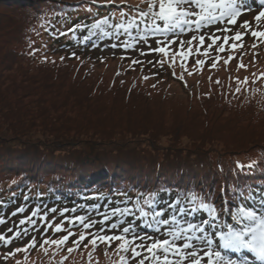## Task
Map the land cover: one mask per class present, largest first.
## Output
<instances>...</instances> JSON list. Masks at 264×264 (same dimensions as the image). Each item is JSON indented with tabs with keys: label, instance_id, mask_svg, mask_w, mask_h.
Instances as JSON below:
<instances>
[{
	"label": "trees",
	"instance_id": "16d2710c",
	"mask_svg": "<svg viewBox=\"0 0 264 264\" xmlns=\"http://www.w3.org/2000/svg\"><path fill=\"white\" fill-rule=\"evenodd\" d=\"M85 4L0 0V218L7 221L0 231L7 234L15 220L38 205L42 211L56 208L52 215L73 208L94 214L98 203L103 212L148 195L157 196L156 207L162 209L186 190L210 193L219 203L234 189H264V82L252 83L257 79L247 74L249 84L233 95L236 79L228 75L227 82L222 78L210 92L193 96L200 106L183 104L164 113L153 111L157 108L142 91L122 83L105 87L89 63L37 58L43 47L68 57L91 50V43L80 40L93 37L87 31L76 38L53 36L57 29L111 13L105 6L87 5L91 15L73 18ZM207 63L208 71L218 69H211V59ZM163 137L169 138L167 146L160 145ZM253 161L252 171L236 168ZM19 207L25 211L12 216ZM224 219L230 222L229 216Z\"/></svg>",
	"mask_w": 264,
	"mask_h": 264
},
{
	"label": "snow or ice",
	"instance_id": "6c2138e0",
	"mask_svg": "<svg viewBox=\"0 0 264 264\" xmlns=\"http://www.w3.org/2000/svg\"><path fill=\"white\" fill-rule=\"evenodd\" d=\"M87 5H116V0H86L82 7L91 15L93 8ZM120 5L128 10L120 8L118 12L103 18L94 17L90 24L78 23L75 27H68L66 31L57 29L53 36L76 38L77 32L87 31L92 36L111 37L117 41L111 45L113 48L137 51L139 56L158 55L159 59L148 61L154 67L158 65L164 68L167 64L174 69L179 62L181 74L177 77L173 70L172 75L185 88L188 84L184 73L188 76L194 74L187 66L190 58L197 57L194 64L196 70H202L209 59L212 61L211 69H216L221 60L227 66L238 59L235 53L239 51V71L247 68L243 63V56L247 53L242 51L245 36L253 38L252 49L258 46L257 41L264 42V30H259L264 26V0H137L134 5L128 4L127 0H120ZM252 12H256L252 20L241 21L242 17ZM188 33H193L189 39L181 38ZM150 38L155 42V47L151 46ZM213 51L215 56L212 55ZM226 51L229 54L224 58L221 54ZM30 54L35 55V52ZM256 55L253 52V64L256 63ZM73 56L75 57L74 53ZM121 59H130L133 67L144 63L131 57ZM261 78H264V74ZM143 79L148 80L149 77L143 76ZM216 83L219 84L220 81L217 80ZM235 83L233 95H238L242 91L241 85L249 84V80L248 77L243 80L237 78ZM255 167V161L247 165H236L241 172L245 168L252 171ZM158 202L157 196L148 195L137 197L134 202L129 200L131 207L115 206L99 212L93 206L94 211L99 213V219H89V213L84 209V215L65 217L59 224L48 220L49 213H56V208L42 211V207L38 205L28 216L20 219L18 224L7 229L10 235L0 233V244L10 248L14 241L44 227L39 244L33 234L27 244L5 251L2 258L7 261L23 253L27 260L28 253L37 246L44 249L45 254L47 246L63 250L70 238L75 236L72 247H68L66 251L71 254L73 251H82L81 245L84 249L91 247L93 251L88 253L89 264L100 245L110 249L116 242H119L114 249L118 264H131V261H136V264H264V189H234L230 199L225 200L222 196L219 203L212 201L210 193L198 194L186 190L182 197L177 194L170 198L162 209L156 207ZM24 211V207H19L11 215L16 216ZM68 211L76 213L78 209H65L60 215L65 216ZM197 213L206 218L199 222L187 219ZM224 216H229L230 222L225 221ZM125 217H132V220L124 219ZM37 221L41 223L38 225ZM134 221H142L139 227L151 231H137L138 225ZM6 222L4 218H0V225ZM65 223L68 224L67 229L64 227ZM97 224L100 225L98 229ZM77 227L81 229L79 234L72 231ZM49 228L53 233L67 234L57 239L46 238ZM104 254L108 255L107 250ZM15 264H22V261L16 260ZM59 264H64V260Z\"/></svg>",
	"mask_w": 264,
	"mask_h": 264
},
{
	"label": "rangeland",
	"instance_id": "374dc122",
	"mask_svg": "<svg viewBox=\"0 0 264 264\" xmlns=\"http://www.w3.org/2000/svg\"><path fill=\"white\" fill-rule=\"evenodd\" d=\"M116 2H120V0H116ZM255 14L256 12L248 13L246 16L241 18V21L244 19L252 20ZM86 15L89 14L86 12L85 7H83L79 10H74L72 17L75 18L77 16H86ZM100 15L103 16V14ZM253 27H255V25H253ZM234 30H241V29H234ZM259 30H264V26H261ZM192 34L193 33H188L187 36L184 37L183 39H189ZM105 38L106 37H102V36H95L94 39L90 38L89 40H87V42H91V44L93 43L94 48H92L88 52L86 51L80 54H75V57L73 55H72L73 57H68V52L46 50L45 47H43L40 50V54L36 55V57L40 58L41 60H45V58L46 60L47 59L60 60L61 57H63L64 59L67 60L71 59L74 64H79V63L81 64V62L89 63L90 64L89 69L91 70L92 75H94L95 78H98L100 82L104 84L105 87L122 83L124 87H131L132 90L142 91L144 95H146L149 106L157 108L153 111H157L159 109L161 112L164 113L165 111L167 112L171 110H179L180 108H183L185 105L200 106V103L198 101L199 98L197 99L193 96L197 94L198 97L199 93L201 94L202 92L203 93L210 92L211 87L216 88L217 80L221 81L222 78H225L227 82L229 80L228 75L229 77L231 76L234 79L237 78L242 79L248 74V75H252V79L254 80L257 79L256 82L258 83L264 82V78H261V75L264 74V42L257 41L258 46L255 49H252L251 45L253 44L254 41L253 38H251L250 36H245V46L244 49L242 50L243 52L247 53L246 55L243 56V63L247 65L246 69H241L238 71L237 63L231 61L227 66H225L223 64V60H221L222 64L220 63L218 65V69L214 73H212V70L211 72L208 71L207 69L208 63L204 65L202 70H196L194 64H195V59L197 57L196 58L194 57L195 59L189 60L187 62L188 69L190 71H193L194 74L192 76H188L187 73H184L185 80L187 81L188 84L187 88L184 87V84L181 81L174 78L172 75L173 70L176 72L177 77L181 74V69L178 66L179 62L174 69L169 68L167 64L165 65L164 68H160L158 65L154 67L152 64L148 63V61H155L159 59L158 55L150 54L145 56H139L137 51H131L129 53L121 54L123 52L119 53L118 51H115L113 48H109V49L99 48L95 42L97 40L103 42ZM80 40L82 42L86 41L85 37L83 36L80 37ZM150 43L152 47L156 46L153 40H150ZM140 47H143V45H140ZM173 48H176V45H173ZM253 52L257 53L255 57L256 59L255 64L252 63ZM213 53L215 52L213 51ZM228 54L229 53L226 51L221 55L224 58H227ZM235 55L236 57H238L241 55V53L238 51L235 53ZM121 57H131V58L140 59L144 61V63L143 65L137 64L133 67L131 65L130 59H121ZM198 58L204 59V57H198ZM86 63L84 64L85 67H87L88 65ZM118 72L119 75H117ZM253 73H255V76L253 75ZM143 76H148L149 79L144 80ZM209 77H211V80H209ZM153 85H155V87H153ZM224 85L225 83H223V88ZM185 92H188V94L186 95ZM106 97L113 98V96L111 95L109 96L106 95ZM232 113L234 112H231V114ZM168 139L169 138L167 137H163V139L160 140L161 142L160 145L167 146ZM99 205L100 203H98L97 208ZM127 206L131 207L132 205L128 204ZM87 212L90 213V211ZM29 213H31V211L25 212V215H29ZM78 213H82V215L85 214L83 209L77 211L74 215H77ZM65 217H71V215L65 214V216H59L57 214H53V215L49 214L48 220L50 222L54 221L55 224H59L61 223L62 220L65 219ZM92 218L99 219L100 216L98 213H94L89 216V219ZM189 219L192 220L193 222L195 221L193 220L192 217H190ZM19 220L14 221V226L19 223ZM134 222L136 223L139 221H134ZM40 223H41L40 221H37L38 225ZM64 227L65 229H67L68 224L65 223ZM99 227L100 225H98V228ZM44 231L45 228L40 227V230L38 232L30 233L29 235L23 236L21 239H18V241L16 242L14 241V244L10 246V248L4 247L0 249V254H1L0 259H3L2 255L5 251L14 249L16 247H23L25 244H27V242L32 238L33 234L36 236L39 244L41 233ZM47 231H48V236L46 238H51V239H57L67 234V232L53 233V230L51 228L47 229ZM72 231L79 234L81 229L77 227V228H73ZM137 231L150 232L151 230L150 229L141 230V228L139 229L137 228ZM0 233L5 234V231H0ZM73 239H76V237L75 236L71 237L63 250H57L52 246H47V254H45L44 249H41L39 248V246H37V248L32 249L28 253L27 260H25L24 254L21 253V254H17L15 258H10L7 261L1 260L0 264H15L16 260H21L22 264H45L48 260H51L53 262L64 260V264H89L88 253L93 251L91 247L84 249L83 245H81L82 251H73L71 254H69L66 251L68 247H72ZM84 243H87V241H85ZM118 243L119 242L114 243L110 249H106V246L100 245L93 253L91 264H103L105 260L111 261L110 263H106V264H118V256L114 252V249L116 248ZM106 250L108 252L107 256H105L104 254ZM65 257H67V259H64ZM131 264H136V261H131Z\"/></svg>",
	"mask_w": 264,
	"mask_h": 264
}]
</instances>
